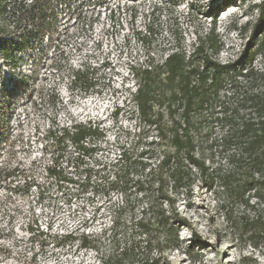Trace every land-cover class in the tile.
<instances>
[{
    "label": "rangeland",
    "instance_id": "1",
    "mask_svg": "<svg viewBox=\"0 0 264 264\" xmlns=\"http://www.w3.org/2000/svg\"><path fill=\"white\" fill-rule=\"evenodd\" d=\"M262 1L56 0L49 28L39 29L22 16L31 0H2L0 53L10 60L0 57V111H7L0 129V264L97 263L75 237L108 227L111 208L134 198V190L100 178L89 189L60 184L46 171L54 155L73 177L72 165L81 159L71 143L56 149L50 132L98 126L103 137L89 140L98 149L93 163H110L121 149L138 154L156 132L137 110L132 73L162 63L176 49L191 52L211 29L220 40L217 61L263 67L264 55L253 58L251 29H243ZM72 68L89 70L93 84H71ZM164 120L171 124L167 114ZM212 125V135L219 134ZM203 156L211 167L225 164L219 152ZM192 180L178 204L190 227L181 228L171 264H264V219L253 224L251 213L234 203L227 205L235 222H228L227 194L199 175Z\"/></svg>",
    "mask_w": 264,
    "mask_h": 264
},
{
    "label": "trees",
    "instance_id": "2",
    "mask_svg": "<svg viewBox=\"0 0 264 264\" xmlns=\"http://www.w3.org/2000/svg\"><path fill=\"white\" fill-rule=\"evenodd\" d=\"M55 1L31 0L22 7V16L36 28H49ZM253 9L257 18L243 29H251L254 58L264 55V0ZM219 49L220 40L211 29L197 38L191 52L176 49L162 63L132 73L137 110L156 132L138 154L121 149L114 161L93 163L98 149L89 140L103 137L98 126L77 124L50 132L56 149L65 150L71 143L81 159L72 165L78 176L73 177L62 171L54 155L46 171L60 184L89 189L99 186L94 179L100 178L112 188L129 185L134 190V198L125 197L111 208L108 227L75 237L81 250L95 254L96 264H171L170 253L181 245V228L190 227L178 208L179 194L191 190L194 175L227 194L222 208L228 222H235L227 205L234 203L251 213L253 224L264 219V66L222 64L214 58ZM5 58L10 60L9 55ZM69 80L93 84L87 69L72 68ZM5 114L0 111V129L5 128ZM212 124H217L219 134L212 135ZM207 150L222 154L225 164L208 165L203 156ZM87 158L91 164L84 163ZM109 167L112 174L102 175Z\"/></svg>",
    "mask_w": 264,
    "mask_h": 264
},
{
    "label": "built area",
    "instance_id": "3",
    "mask_svg": "<svg viewBox=\"0 0 264 264\" xmlns=\"http://www.w3.org/2000/svg\"><path fill=\"white\" fill-rule=\"evenodd\" d=\"M0 57L2 58V61L3 62H6V61H8L3 55H1V53H0ZM6 60V61H5ZM3 118V117H2Z\"/></svg>",
    "mask_w": 264,
    "mask_h": 264
}]
</instances>
